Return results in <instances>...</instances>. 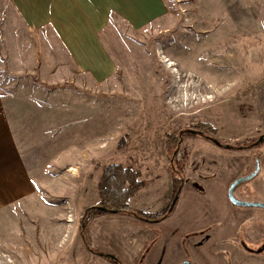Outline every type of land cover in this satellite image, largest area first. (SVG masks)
<instances>
[{
    "label": "rangeland",
    "instance_id": "374dc122",
    "mask_svg": "<svg viewBox=\"0 0 264 264\" xmlns=\"http://www.w3.org/2000/svg\"><path fill=\"white\" fill-rule=\"evenodd\" d=\"M166 3L167 33H132L114 18L106 41L119 70L97 84L14 71L4 42L15 11L0 0V91L36 186L33 197L0 211V264H117L104 255L122 264H264V208L228 198L232 182L260 164L235 196L264 202V0ZM169 58L179 59L173 68ZM198 124L209 132H195ZM187 129L178 205L155 221L173 198L168 134ZM112 163L142 172L131 205L152 220L93 218L90 250L82 215L98 202L101 171Z\"/></svg>",
    "mask_w": 264,
    "mask_h": 264
},
{
    "label": "crops",
    "instance_id": "0c3cea01",
    "mask_svg": "<svg viewBox=\"0 0 264 264\" xmlns=\"http://www.w3.org/2000/svg\"><path fill=\"white\" fill-rule=\"evenodd\" d=\"M10 2L15 15L7 18L5 57L14 71H40L45 82L58 78L75 81L76 77H82L84 82L106 84L115 77L119 64L106 41L114 18L125 22L132 33H151L150 29L154 33L170 31L166 0ZM10 21L21 24L20 29L27 34L17 35ZM7 98L0 91V211L36 193L26 159L17 144Z\"/></svg>",
    "mask_w": 264,
    "mask_h": 264
},
{
    "label": "trees",
    "instance_id": "16d2710c",
    "mask_svg": "<svg viewBox=\"0 0 264 264\" xmlns=\"http://www.w3.org/2000/svg\"><path fill=\"white\" fill-rule=\"evenodd\" d=\"M200 127H203V129ZM204 127L206 126L202 124L196 125V129L200 130L202 133L209 132ZM167 142L168 147L174 150L170 158L173 179V198L166 211L167 213L155 221L165 219L174 212L185 182L184 165L180 160L178 151L181 145L180 136L176 133L168 134ZM251 144L240 146V149L249 148ZM230 148L232 147L230 146ZM144 186L145 181L142 179V172L131 165L112 163L103 168L97 185L98 202L85 209L82 215V223L84 226L81 227L80 234L88 249L91 250L92 248L86 239L85 228L93 218L107 214H126L148 221L152 220L148 215L136 210L131 205V199L137 195ZM104 256L110 258L117 264H122L117 258H112L109 255Z\"/></svg>",
    "mask_w": 264,
    "mask_h": 264
},
{
    "label": "water",
    "instance_id": "95a60500",
    "mask_svg": "<svg viewBox=\"0 0 264 264\" xmlns=\"http://www.w3.org/2000/svg\"><path fill=\"white\" fill-rule=\"evenodd\" d=\"M208 139H210L211 141H213L215 144L217 145H222V143L218 140L213 139L212 137L208 136ZM264 140V136H261L259 138V141H263ZM226 147L230 148L229 145H226ZM260 164L257 165V168L255 169V171L247 176H243V177H239L237 178L234 182H232V184L229 187L228 190V198L230 200V202L234 205V206H239V207H262L264 208V202H257V201H245L242 199H239L235 196V190L236 188L246 182L249 181L251 179H253L260 171ZM111 256V255H110ZM112 258H115L114 256H111Z\"/></svg>",
    "mask_w": 264,
    "mask_h": 264
},
{
    "label": "flooded vegetation",
    "instance_id": "af4514ba",
    "mask_svg": "<svg viewBox=\"0 0 264 264\" xmlns=\"http://www.w3.org/2000/svg\"><path fill=\"white\" fill-rule=\"evenodd\" d=\"M188 130H192V129H187V130H185V131L182 130V131L180 132L179 136H180V141H181V142H182V139H183L184 135L187 134V131H188ZM194 131H195V132H198V133H200V134L202 133V132H201L200 130H198V129H194ZM257 165H258V164H257ZM257 165H256V168H257Z\"/></svg>",
    "mask_w": 264,
    "mask_h": 264
},
{
    "label": "built area",
    "instance_id": "2783aa9c",
    "mask_svg": "<svg viewBox=\"0 0 264 264\" xmlns=\"http://www.w3.org/2000/svg\"><path fill=\"white\" fill-rule=\"evenodd\" d=\"M5 20H6V16L1 15L0 16V24H2ZM3 37H4V35L2 33H0V40L3 39Z\"/></svg>",
    "mask_w": 264,
    "mask_h": 264
},
{
    "label": "bare ground",
    "instance_id": "6f19581e",
    "mask_svg": "<svg viewBox=\"0 0 264 264\" xmlns=\"http://www.w3.org/2000/svg\"><path fill=\"white\" fill-rule=\"evenodd\" d=\"M170 59H167V61H169ZM169 65L170 66H176V63H175V61H171L170 63H169ZM177 71V70H176Z\"/></svg>",
    "mask_w": 264,
    "mask_h": 264
}]
</instances>
